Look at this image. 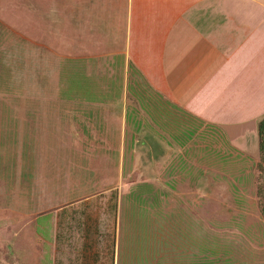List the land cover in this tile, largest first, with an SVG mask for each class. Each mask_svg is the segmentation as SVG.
Wrapping results in <instances>:
<instances>
[{
  "label": "rangeland",
  "instance_id": "obj_1",
  "mask_svg": "<svg viewBox=\"0 0 264 264\" xmlns=\"http://www.w3.org/2000/svg\"><path fill=\"white\" fill-rule=\"evenodd\" d=\"M76 1L0 0V260L37 264L40 225L57 264H264L258 151L152 92L166 130L130 140L118 78L71 52L99 25Z\"/></svg>",
  "mask_w": 264,
  "mask_h": 264
},
{
  "label": "crops",
  "instance_id": "obj_2",
  "mask_svg": "<svg viewBox=\"0 0 264 264\" xmlns=\"http://www.w3.org/2000/svg\"><path fill=\"white\" fill-rule=\"evenodd\" d=\"M75 5L91 6L85 15L91 12L99 25L79 19L71 52L76 47L100 54L103 83L118 78L123 89L117 117L130 140L148 142L163 128L152 125L158 113L148 103L152 92L163 109L171 103L220 128L237 151L258 150L257 126L264 118V0H77ZM47 264H57L54 254Z\"/></svg>",
  "mask_w": 264,
  "mask_h": 264
},
{
  "label": "trees",
  "instance_id": "obj_3",
  "mask_svg": "<svg viewBox=\"0 0 264 264\" xmlns=\"http://www.w3.org/2000/svg\"><path fill=\"white\" fill-rule=\"evenodd\" d=\"M257 137H258V171L261 174H264V118L259 121L257 126ZM263 217H264V210L262 211ZM47 228V230H46ZM53 229L52 227H42L38 225L37 227V233L43 240L42 249H43V255L40 258V264H47L48 258L52 252V237L49 233Z\"/></svg>",
  "mask_w": 264,
  "mask_h": 264
}]
</instances>
